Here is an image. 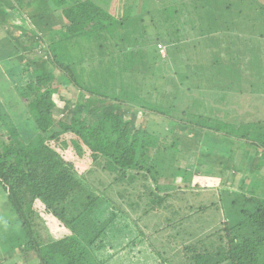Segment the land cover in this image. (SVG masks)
Here are the masks:
<instances>
[{"label": "trees", "instance_id": "16d2710c", "mask_svg": "<svg viewBox=\"0 0 264 264\" xmlns=\"http://www.w3.org/2000/svg\"><path fill=\"white\" fill-rule=\"evenodd\" d=\"M236 1L203 0L201 23L178 29L169 13L189 16L185 5L145 22L120 11L107 18L94 0H40L44 15L61 9L67 22L47 40L42 15L26 16L23 0H0V16L15 12L18 38L27 40L15 43L0 25V39L7 37L14 49L11 55L0 51V62L25 58L20 54L30 46L41 48L16 74L17 85L0 72V207L6 212L0 245L18 248L22 264H159L177 254L184 264L262 262L264 198L248 194L245 179L237 183L241 196L233 195L227 216L213 189L165 184L168 169L190 151L215 148L231 157L230 147L210 135L264 153V130L254 126L264 121H238L234 112L243 96L264 97L262 47L250 55L251 46L239 41L252 33L263 40L264 2ZM194 36L199 40L188 45L193 56H173L176 44ZM230 42L241 51L234 59H202L208 43ZM247 76H255L254 85ZM64 93L77 94V105L70 107ZM207 97L212 102H204ZM140 119L165 126L152 153V132L138 125ZM202 193L211 200H199ZM11 226L23 235L11 240Z\"/></svg>", "mask_w": 264, "mask_h": 264}, {"label": "rangeland", "instance_id": "374dc122", "mask_svg": "<svg viewBox=\"0 0 264 264\" xmlns=\"http://www.w3.org/2000/svg\"><path fill=\"white\" fill-rule=\"evenodd\" d=\"M40 0H23V4H21L23 13L26 16H30L32 14H39L40 16L42 15V23L41 25L43 26L44 24V28H45V35L47 37V40H50L53 38V36H56L58 31L60 29H62L63 27H65V25H67L66 20L63 18V16L61 15V9H58V11L56 12H50L49 14L44 15L43 13V4L41 2H39ZM96 4L100 5L103 9L106 10L107 12V18H111V19H116L119 17V11L122 12V14H124L127 17H135L138 18L139 16L141 18L144 19L145 22L150 21L153 18H158L160 19V16L162 15V11L164 9L167 10H179L180 8H182V6H186L184 7L185 9L187 8V10L191 9V13L189 16L187 15V13H184L181 16H178L177 14H173L176 16H173L172 14L169 13L172 22V25L174 26V28H177V26L184 22H186L187 24L190 21H193L195 24H200L201 23V17L204 18V12L202 9V2L203 0H94ZM261 2H264V0H260ZM235 3H237V1L235 0ZM42 4V5H41ZM196 7V9H194L193 7ZM140 9V10H139ZM148 12L150 13V15L148 14ZM181 13V14H182ZM186 17V18H185ZM205 20V19H204ZM30 22H34L33 19L30 20ZM20 23V19L18 18V15L15 12H8L6 14V16L1 17L0 16V25L3 29L4 32H7V34H9L10 36H12V38H14V42L18 43L20 45H23L24 43L27 42L26 39L24 38H18V34H19V29H17L16 27H18V24ZM172 26V27H173ZM178 29H185V27H181V25L178 26ZM264 30V27H263ZM263 30H261L263 32ZM1 32V31H0ZM257 32V30H256ZM2 33V32H1ZM184 33V32H183ZM252 33V32H250ZM194 34L192 33V36ZM14 36V37H13ZM197 36V35H196ZM194 36L191 39H187L185 42L182 41L178 44L175 45L176 50L174 51L173 56L178 55L179 53L182 56V59L184 58H190V56L194 55V49L190 48L188 45L189 44H195L196 41H198V37ZM257 34H246V37L251 39L250 42L246 43L245 45L247 46L249 43H252V46L254 47L255 45H257L258 40H255V38L257 39L258 36ZM187 37L183 38L186 39ZM8 38L6 37L5 40L0 39V51L5 52V54L10 53V55L13 53L14 49L11 46L9 41H6ZM6 41V42H5ZM179 41V40H178ZM176 39L174 40V42H178ZM188 46V48H190L191 53H188V51L186 50V48L183 45ZM262 43V42H261ZM4 44V46H3ZM160 48L159 46L157 47L159 50V53L162 57L167 56V49L165 47L164 43L160 42ZM185 50V51H184ZM23 53L20 54V56H24L25 58H20V57H16V58H10L4 61L0 62V72L4 73L6 75V77H9L10 82L12 83L13 86L17 85V73L21 72L22 67L24 62L27 61L28 59H35L36 54L39 56L41 55V48L40 46H38V48H33V46L28 47L25 50H22ZM38 53H37V52ZM210 50L205 49L203 54L206 55V58H202L204 61H210L212 62L211 59L213 58H217L220 56L217 55V52L212 51L209 53ZM219 61V60H218ZM224 61H220V64H224ZM235 67H240V64L236 65ZM238 70V69H237ZM163 72V71H162ZM162 75H164L163 73H161ZM169 75L170 73H166V75ZM14 77V79H13ZM255 77V76H254ZM253 77V80H254ZM12 80V81H11ZM207 92H218V90L216 89H209L206 90ZM65 95V100H70L71 102L69 103L70 107H74L77 105L76 103V95H73V93H64ZM248 97V100H247ZM253 98V99H252ZM261 100L260 102L256 101V100ZM55 101L57 103L58 107H63L64 105V101L63 100H59L58 98H55ZM204 102H212L211 99H209V97H207L205 99ZM258 103V104H256ZM261 103V104H259ZM93 105V104H92ZM257 105L260 109L258 110H253L254 106ZM18 107V105H17ZM235 107L238 108V106L235 105ZM93 108V106H92ZM234 112H236V119L239 120H243V121H249L251 120V122H259L255 119H260L261 121H264V100L261 97H255L254 94L253 95H247V96H243L241 98V101L239 102V108ZM250 112H249V111ZM252 111L254 112V115H252ZM251 113V114H250ZM244 114V116H243ZM242 115V117H241ZM138 125L141 126H149L150 127V131L152 132V136L149 138V142H148V148L147 151L149 153H152V151L150 150V146H155V143L158 141H161V137L163 136H157L158 133H160L165 126H158L155 123H150L146 120L140 119L137 120ZM255 127H257L260 130H264V127L258 126V125H254ZM168 128V125L167 127ZM183 132L186 131V133H191L189 131L191 130H181ZM260 131L258 130V133ZM154 133V134H153ZM197 137L199 138L200 134H202V132H197ZM264 134V133H262ZM213 139L215 140H219L221 141L222 145H224L225 147H230L231 150V157L228 159L225 155V159L224 157H222L220 155V153L214 148V150L210 149L209 151H204L201 149L200 150H193L190 151L189 154L186 156L185 161L180 163V164H173L171 168L168 169L167 173L165 174H169L171 176L170 179H168L165 184L168 185H174V184H190V185H200V187H206V188H210L214 190V193L216 194V196L220 197V201H221V206L225 211V215L227 216V213L229 210H232V206L230 205L231 199L235 198V196L239 197L241 196L239 189L237 188V183H239L240 180L245 179V183L242 184L243 188H247V193L255 196L260 194L262 198H264V183L263 181V177H264V153H258L257 151H259V149H255V147L250 144V146H246V147H241L240 144H242L240 141H236L233 142V144H231L232 146H229V142L226 139L220 138L218 136H212L210 135ZM254 136H256V134H254ZM205 137V136H204ZM203 137V138H204ZM203 142V141H201ZM211 145L208 144V147H210ZM200 149V148H199ZM209 154H208V153ZM257 152V153H256ZM211 153V154H210ZM185 156V155H184ZM183 156V157H184ZM224 162V165L222 166V163ZM223 167V168H222ZM254 167V168H253ZM221 168V169H220ZM215 169L216 172L218 170H222L224 174L222 175H218L213 176L211 175V170ZM203 170V171H201ZM205 170L207 171L205 173ZM190 175H188V173H190ZM181 175L178 177V175ZM249 178V179H248ZM259 179V180H258ZM257 180V181H256ZM160 182L164 183V180L162 178H160ZM174 183V184H173ZM263 183V184H261ZM196 189H198V187H196ZM3 190L0 188V202L3 203L5 200V196L4 193L2 192ZM244 191V190H243ZM242 191V192H243ZM201 194V198H198L199 200H206L205 198H207L208 196V200H211V196H209V194ZM207 195V196H206ZM235 195V196H233ZM0 203V204H1ZM2 205V204H1ZM231 212V211H230ZM6 212H3V209H1L0 207V216L2 214H4ZM6 214H4L5 216ZM231 216V217H230ZM233 215H229L228 218H232ZM10 229H12L13 231L10 230V232H8V236L9 238H17L21 233V235H23V232H19L15 229V227L11 226ZM5 230V229H4ZM19 230V229H18ZM20 231V230H19ZM2 232H6L3 231ZM1 233V232H0ZM4 234L5 233H1ZM12 240V239H11ZM16 250H18V248H9V246L7 245H0V263H2L3 261H7V264H22L23 263V255L19 256V255H15ZM180 255V254H177ZM29 258H31L32 256L28 255ZM16 257V258H13ZM20 257V258H19ZM13 258V259H12ZM8 259V260H7ZM25 259V258H24ZM174 259H176L174 261V264H179V262H183V258L182 257H177L175 256ZM172 259V260H174ZM172 260L168 261L171 262ZM115 262V261H113ZM166 261L164 260L163 262H160L159 264H166ZM259 264H264V259L262 260V262L259 260L258 261ZM5 264V263H3Z\"/></svg>", "mask_w": 264, "mask_h": 264}, {"label": "crops", "instance_id": "0c3cea01", "mask_svg": "<svg viewBox=\"0 0 264 264\" xmlns=\"http://www.w3.org/2000/svg\"><path fill=\"white\" fill-rule=\"evenodd\" d=\"M140 10V9H139ZM124 15V14H123ZM122 15V16H123ZM125 16V15H124ZM126 17V16H125ZM261 39V38H260ZM263 40H261V42H259V43H257V45H255L254 47L252 46V43H249V45L251 46V51L249 52V54L250 55H252V53H253V51H254V49L256 50V49H258V48H261L262 47V51L264 52V34H263V38H262ZM250 40L251 39H249V38H247V40H239L240 42H241V45L240 46H242V44L243 43H248V42H250ZM221 44V45H220ZM208 45H210L211 46V48H210V52H212V51H215V52H217V55H219L220 54V56L218 57V59L217 60H219V61H224L225 63H226V61H228L230 58L231 59H234L235 57H236V54L240 51V49L239 48H237L238 46H239V44H237V43H235L234 44V42L233 43H231L230 42V44L229 43H227L226 45L224 44V43H219V45L217 44V43H215V44H213V46L210 44V43H208ZM235 45H236V47H235ZM247 48H248V45H247ZM249 50L247 49V52H248ZM241 52V51H240ZM213 59H215V58H213ZM238 65V64H237ZM242 65H244V64H242V63H240V66H242ZM256 65V64H255ZM255 65L253 64V66H251V68H255ZM235 66V65H234ZM236 69H239L240 67H235ZM247 79H248V83H250V84H252V85H254L255 84V81L253 80V77H251V76H247ZM247 96V95H246ZM253 99V98H252ZM262 99L264 100V97H262ZM247 100H248V97H247ZM258 109H260L259 107L258 108H253V110H258ZM249 111V110H248ZM250 112V111H249ZM251 114V113H250ZM252 115H254V112L252 111ZM175 256H177L178 258L179 257H182V255H169V256H166L165 257V263L166 264H174V261L176 260V259H174V257ZM172 259H174V260H172ZM170 260H172L171 262H169L168 263V261H170ZM179 264H184V262H179Z\"/></svg>", "mask_w": 264, "mask_h": 264}, {"label": "built area", "instance_id": "2783aa9c", "mask_svg": "<svg viewBox=\"0 0 264 264\" xmlns=\"http://www.w3.org/2000/svg\"><path fill=\"white\" fill-rule=\"evenodd\" d=\"M161 46H159V48H160Z\"/></svg>", "mask_w": 264, "mask_h": 264}]
</instances>
